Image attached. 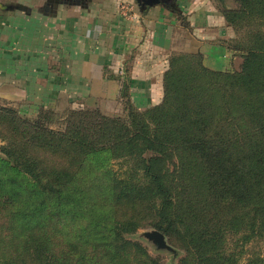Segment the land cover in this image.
<instances>
[{
  "label": "rangeland",
  "instance_id": "374dc122",
  "mask_svg": "<svg viewBox=\"0 0 264 264\" xmlns=\"http://www.w3.org/2000/svg\"><path fill=\"white\" fill-rule=\"evenodd\" d=\"M240 1L153 0L155 4H162L177 22L170 28L171 46L163 67L154 65L156 69H150L153 73L150 80L155 81V91L150 84H143L145 89L138 95L134 84L142 73L135 72L131 64H123L115 74L110 73L119 83L115 99H99L77 105L61 99L53 107L39 108L40 113L36 114H24L15 104L0 100V159L6 160L1 152L2 146L22 141L25 132L36 120L41 126L57 132H65L72 125L80 123L89 138H94L107 148L99 163L90 162L91 165L86 166L80 174L83 180L92 184L91 193L107 201L104 205L115 219L135 223L132 230L122 234L123 238L138 243L158 264H181L183 260L193 262L196 254L191 237L200 230L201 223L209 224L218 219L215 209H210L209 204L204 203V200L212 202L217 187H209L211 179L204 157L196 148L190 147L187 135L210 136L212 142L224 140L222 150L230 158L242 156L244 149L238 147L234 150L230 139L231 124L221 120L228 113L241 112L238 105L223 104L226 98L223 96L225 84L230 76L241 72L249 48L255 44L254 25L261 24L256 20L251 21L250 26L231 21L233 13L241 8ZM193 5L201 8L198 18L206 26L203 34L200 32L195 37L201 36L199 38L205 42H216L223 51L222 62L217 67H212L200 50L188 51L184 47L190 45ZM226 56L228 59L223 62ZM202 66L211 72L203 70ZM4 108L17 114L6 115ZM39 114L41 117H38ZM242 118L238 121L239 128L245 124ZM139 128L165 144V177L177 198L173 207L177 229H171L168 233L154 227L156 217L149 205L127 197H117V192L109 189L104 179L106 172L108 176L115 174L118 178L132 172L140 176V158L147 160L159 156L152 150H145L139 156L138 149H134V153L124 151L119 138L129 136ZM17 212L16 206L0 194V264H106L104 260L108 259L110 247L104 243L108 239L95 236L98 230L88 228L85 218L55 211L51 219L42 221L37 218L24 227L23 219L13 216ZM153 230L163 234L166 246H159L145 235ZM242 236V230H227L221 246L238 257L235 264H251L256 256L264 257V236L248 241ZM35 246L38 248L37 254ZM128 251L131 252L130 262H133V258H144L141 252Z\"/></svg>",
  "mask_w": 264,
  "mask_h": 264
},
{
  "label": "trees",
  "instance_id": "16d2710c",
  "mask_svg": "<svg viewBox=\"0 0 264 264\" xmlns=\"http://www.w3.org/2000/svg\"><path fill=\"white\" fill-rule=\"evenodd\" d=\"M240 3L241 8L233 13L231 21L250 26L256 20L261 24L254 25L255 44L249 48L241 72L228 75L230 80L225 84L223 104L238 105L241 112L228 113L221 120L231 124V143L234 150L244 147L243 154L227 157L222 150L224 140L212 142L210 136L187 135L190 147L204 157L211 179L209 187H217L212 202L204 200V203L215 209L218 219L201 223L200 230L191 237L196 257L193 262L183 260L181 264H235L238 257L221 247L227 230H242V239L246 241L264 236V0H241ZM202 69L211 72L203 66ZM4 110L6 115L17 114L8 108ZM241 118L245 121L243 128L238 127ZM119 142L124 151L134 153L138 149V156L145 150L159 156L140 158V176L132 172L118 178L106 172L103 175L109 189H114L117 197L149 205L156 217L155 228L165 233L177 229L173 217L177 198L165 177V144L143 128L121 136ZM106 149L104 144L89 138L80 123L65 132H57L36 120L22 141L1 148L6 160L0 159V194L16 206L18 212L13 216L22 218L24 227L37 218L51 219L55 211L85 218L88 228L98 230L95 236L108 239L104 243L110 247L108 259L104 260L106 264H158L138 243L123 238L122 234L132 230L135 223L115 219L104 205L107 201L92 194V184L80 174L90 162L99 163ZM128 249L141 252L144 258H133L130 262ZM34 251L37 254V246ZM251 264H264V257L256 256Z\"/></svg>",
  "mask_w": 264,
  "mask_h": 264
},
{
  "label": "crops",
  "instance_id": "0c3cea01",
  "mask_svg": "<svg viewBox=\"0 0 264 264\" xmlns=\"http://www.w3.org/2000/svg\"><path fill=\"white\" fill-rule=\"evenodd\" d=\"M191 8L184 47L200 50L217 67L223 51L195 37L206 26L201 8ZM173 19L153 0H0V100L36 114L61 99L71 105L115 99L119 83L110 73L123 64L142 73L134 84L138 95L143 84L154 90L150 69L163 67Z\"/></svg>",
  "mask_w": 264,
  "mask_h": 264
},
{
  "label": "water",
  "instance_id": "95a60500",
  "mask_svg": "<svg viewBox=\"0 0 264 264\" xmlns=\"http://www.w3.org/2000/svg\"><path fill=\"white\" fill-rule=\"evenodd\" d=\"M148 238L155 241L159 246L163 247L165 245L164 236L161 232L153 230L152 232H148L145 234Z\"/></svg>",
  "mask_w": 264,
  "mask_h": 264
}]
</instances>
